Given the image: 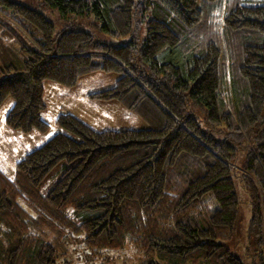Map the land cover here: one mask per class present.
<instances>
[{
    "label": "trees",
    "instance_id": "trees-1",
    "mask_svg": "<svg viewBox=\"0 0 264 264\" xmlns=\"http://www.w3.org/2000/svg\"><path fill=\"white\" fill-rule=\"evenodd\" d=\"M39 1L63 18L93 14L101 30L128 39L105 42L70 23L56 38L44 13L0 0V14L37 44L23 46L21 67H0V107L14 100L6 124L46 131L44 83L74 87L101 70L119 73L116 83L89 96L151 125L97 130L59 114L64 132L18 161L14 178L0 170V264H56L79 249L85 264H244L224 243L238 219L235 177L249 193V240L264 264V0ZM0 28L10 31L1 17Z\"/></svg>",
    "mask_w": 264,
    "mask_h": 264
},
{
    "label": "rangeland",
    "instance_id": "rangeland-1",
    "mask_svg": "<svg viewBox=\"0 0 264 264\" xmlns=\"http://www.w3.org/2000/svg\"><path fill=\"white\" fill-rule=\"evenodd\" d=\"M24 4L37 9L50 18L56 25L55 37L58 38L60 32L71 29L65 25L70 23L72 28H82L92 32L98 39L109 43H121L128 37H115L100 29V22L95 20L93 14L85 16H68L63 18L58 8L48 6L39 0H18ZM2 22L10 31H3L0 28V67L13 65L21 67L27 51L23 48H37L36 42L14 22L8 14H0ZM141 14L134 18L137 28V36L142 40L146 36V24L143 21L137 24ZM65 24V25H64ZM119 73L95 71L83 75L79 78L74 87H65L53 81L44 83V99L46 108L42 111L41 117L49 124V128L42 132L33 130L23 132L18 129H12L6 124V116L14 104V100L8 97L0 107V170L9 178H14L16 173V163L20 161L27 153L43 145L48 139L58 132H64V129L56 123V118L61 113H71L82 119L97 130L121 129V128H145L151 124L141 118L135 112L127 109L120 102L105 101L97 98H91L90 93L102 89L113 87L116 83ZM5 74H0V80ZM192 108V107H190ZM198 118L203 122L204 112L196 109ZM216 136L222 134L213 130ZM244 160V151L239 155L237 166L240 168ZM65 168V160L55 166L46 176L41 185V192L47 194L54 183L60 178ZM236 192L239 199L238 219L235 232L230 240L224 243L230 250L236 254L244 264H257L258 258L255 256L254 245L250 244L248 228L251 218V203L248 191L243 188L239 178L235 177ZM76 248L80 243L74 245ZM84 255L81 249L67 253L65 256L57 258L56 264H64L65 260L69 264H85ZM82 260V261H81ZM90 264H124L121 258L102 263L99 259Z\"/></svg>",
    "mask_w": 264,
    "mask_h": 264
}]
</instances>
